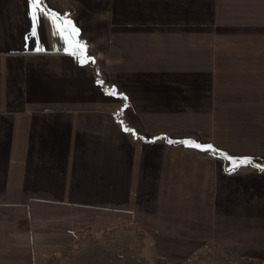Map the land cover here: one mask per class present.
Listing matches in <instances>:
<instances>
[{"label":"crops","instance_id":"obj_1","mask_svg":"<svg viewBox=\"0 0 264 264\" xmlns=\"http://www.w3.org/2000/svg\"><path fill=\"white\" fill-rule=\"evenodd\" d=\"M132 249L264 264V0H0V264Z\"/></svg>","mask_w":264,"mask_h":264},{"label":"rangeland","instance_id":"obj_2","mask_svg":"<svg viewBox=\"0 0 264 264\" xmlns=\"http://www.w3.org/2000/svg\"><path fill=\"white\" fill-rule=\"evenodd\" d=\"M134 250L132 249V255L139 261V262H141V263H139V264H148V261L147 260H142V258L136 253V254H134V252H133ZM67 255V254H66ZM68 256V255H67ZM66 258H62V257H58V258H55V261L54 260H52V261H50V262H46V263H44V264H67V261L65 260ZM127 259L128 258H124V257H122L121 258V260H120V263L119 264H132V263H128L127 262ZM207 264H209V263H207Z\"/></svg>","mask_w":264,"mask_h":264},{"label":"snow or ice","instance_id":"obj_3","mask_svg":"<svg viewBox=\"0 0 264 264\" xmlns=\"http://www.w3.org/2000/svg\"><path fill=\"white\" fill-rule=\"evenodd\" d=\"M42 2V0H31V3H33V4H38V3H41Z\"/></svg>","mask_w":264,"mask_h":264}]
</instances>
